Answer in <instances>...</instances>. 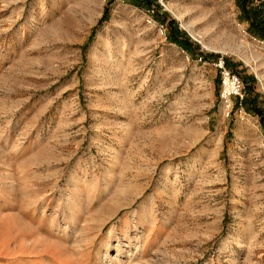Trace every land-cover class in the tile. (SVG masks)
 Returning a JSON list of instances; mask_svg holds the SVG:
<instances>
[{
  "label": "rangeland",
  "instance_id": "1",
  "mask_svg": "<svg viewBox=\"0 0 264 264\" xmlns=\"http://www.w3.org/2000/svg\"><path fill=\"white\" fill-rule=\"evenodd\" d=\"M239 16L0 0V264H264V127L225 110L213 64L264 107V40Z\"/></svg>",
  "mask_w": 264,
  "mask_h": 264
},
{
  "label": "trees",
  "instance_id": "2",
  "mask_svg": "<svg viewBox=\"0 0 264 264\" xmlns=\"http://www.w3.org/2000/svg\"><path fill=\"white\" fill-rule=\"evenodd\" d=\"M137 5L148 7L155 0H131ZM236 5L240 10V20L245 21L248 24L247 32L259 39L264 40V8L261 0H257L259 3L253 5L255 0H235ZM167 40L169 42L175 43L183 50L189 52L190 54H195V50L198 48L190 41L187 37L186 33L178 28L174 21H170L168 28ZM226 67L229 68L230 64L227 59H224ZM243 80L245 81V77L243 76ZM258 93L253 95H243L241 100V106L247 112H252L256 114L261 124L264 127V107H261L259 104Z\"/></svg>",
  "mask_w": 264,
  "mask_h": 264
},
{
  "label": "built area",
  "instance_id": "3",
  "mask_svg": "<svg viewBox=\"0 0 264 264\" xmlns=\"http://www.w3.org/2000/svg\"><path fill=\"white\" fill-rule=\"evenodd\" d=\"M213 64L219 70L221 77L220 97L226 102V107H231V103L229 101L233 96L239 99V105L241 106L243 93L240 78L227 69L223 58H218Z\"/></svg>",
  "mask_w": 264,
  "mask_h": 264
},
{
  "label": "bare ground",
  "instance_id": "4",
  "mask_svg": "<svg viewBox=\"0 0 264 264\" xmlns=\"http://www.w3.org/2000/svg\"><path fill=\"white\" fill-rule=\"evenodd\" d=\"M165 6H166V8H168L169 10L172 11V13L176 16V18H177L179 21L181 20V17H180L179 15L175 14V12L173 11V9L171 8L172 4H168V5H165ZM182 26H185V25L182 23ZM223 103L225 104V110H226V102L223 101ZM115 212H116V211H115ZM103 219H104V218H103ZM106 219H107V217H106Z\"/></svg>",
  "mask_w": 264,
  "mask_h": 264
}]
</instances>
